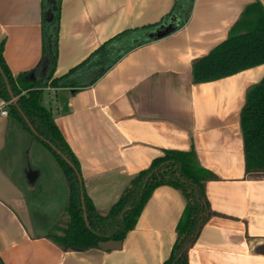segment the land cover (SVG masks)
Masks as SVG:
<instances>
[{"label":"crops","instance_id":"crops-1","mask_svg":"<svg viewBox=\"0 0 264 264\" xmlns=\"http://www.w3.org/2000/svg\"><path fill=\"white\" fill-rule=\"evenodd\" d=\"M254 1L193 0L182 26L132 48L93 84L45 88L44 101L55 109L100 214H108L131 180L166 150L194 149L200 164L214 173L205 184L213 214L190 247L188 264H264V174L246 172L241 128L247 91L263 78L264 63L209 81L196 82L192 73L193 61L225 40ZM174 2L62 0L54 76L120 32L160 21ZM0 41L14 76L36 68L42 58V0H0ZM2 100L0 255L5 263L163 264L177 240L183 192L168 184L156 187L120 248H62L47 233L68 222V181L48 149L2 113L8 109Z\"/></svg>","mask_w":264,"mask_h":264},{"label":"trees","instance_id":"trees-1","mask_svg":"<svg viewBox=\"0 0 264 264\" xmlns=\"http://www.w3.org/2000/svg\"><path fill=\"white\" fill-rule=\"evenodd\" d=\"M61 1L42 0V58L36 68L14 76L4 58V41H0V97L8 102L9 114L52 152L69 184L66 206L68 222L65 226L53 225L47 237L64 249H90L98 247L101 240H123L136 226L156 187L168 184L183 192L186 205L177 224V240L163 264H188L189 249L213 214L205 184L215 175L200 164L196 151L166 150L164 155L155 158L148 168L141 170L131 180L109 213L102 215L85 191L79 160L55 121V109L44 98L47 86L84 87L93 84L123 54L158 38L156 32L161 25L172 27L171 31L179 28L188 20L193 0H175L172 9L160 21L120 32L88 58L67 72L54 76L59 51ZM155 28V31L151 30ZM260 63H264V6L256 0L244 8L225 40L193 61V79L196 82L209 81ZM8 84L17 102L12 100ZM241 128L246 172L264 174V76L247 91L241 111ZM51 144L66 155L75 167ZM0 264H6L1 255Z\"/></svg>","mask_w":264,"mask_h":264},{"label":"water","instance_id":"water-1","mask_svg":"<svg viewBox=\"0 0 264 264\" xmlns=\"http://www.w3.org/2000/svg\"><path fill=\"white\" fill-rule=\"evenodd\" d=\"M172 30V27L168 26V27H165L164 29L162 30H159L156 32V35L158 37H161V36H164L166 34H168L170 31ZM1 69V67H0ZM2 70V69H1ZM8 89L12 95V100L14 102H17V97L13 95L12 93V89H11V86L8 84ZM30 126L32 127V125L30 124ZM33 129V127H32ZM52 147L57 151V153H59L60 155L63 156V158L69 162L73 167H75V165L70 161V159L64 155L59 149H57L53 144H51ZM82 200H83V207H84V210H85V206H84V197L82 196ZM84 215H85V220L88 224V218H87V213L86 211L84 212ZM122 245V241L121 240H115V239H107V240H101L98 242V247L103 249V250H110V249H116V248H120Z\"/></svg>","mask_w":264,"mask_h":264},{"label":"built area","instance_id":"built-area-1","mask_svg":"<svg viewBox=\"0 0 264 264\" xmlns=\"http://www.w3.org/2000/svg\"><path fill=\"white\" fill-rule=\"evenodd\" d=\"M7 104H8V102H7L6 100L3 99L2 102H1V106H2V107H6ZM2 113H3V114H8V113H9V112H8V109H6V108L3 109V108H2Z\"/></svg>","mask_w":264,"mask_h":264},{"label":"rangeland","instance_id":"rangeland-1","mask_svg":"<svg viewBox=\"0 0 264 264\" xmlns=\"http://www.w3.org/2000/svg\"><path fill=\"white\" fill-rule=\"evenodd\" d=\"M40 144V143H39ZM42 144V143H41ZM47 148V147H46ZM49 152H50V156L54 159V160H56V158H55V156L52 154V152L50 151V150H48ZM49 154V153H48ZM57 162V161H56ZM67 183V182H66Z\"/></svg>","mask_w":264,"mask_h":264}]
</instances>
